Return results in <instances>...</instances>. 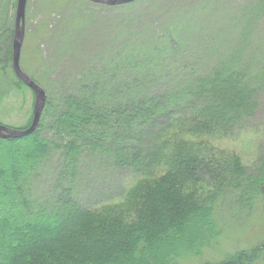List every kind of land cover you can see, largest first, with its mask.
I'll return each instance as SVG.
<instances>
[{
    "label": "trees",
    "instance_id": "obj_1",
    "mask_svg": "<svg viewBox=\"0 0 264 264\" xmlns=\"http://www.w3.org/2000/svg\"><path fill=\"white\" fill-rule=\"evenodd\" d=\"M3 9L0 27L8 16ZM244 11L256 19L264 0ZM246 20L243 36L254 22ZM233 33L224 36L229 40ZM9 34L0 38L6 46L1 74L12 62ZM186 37L174 36L169 26L147 44L136 35L102 68H86L70 88L47 95L33 133L0 137V264H176L185 255L199 256L217 238L213 215L222 192L231 188L242 199L264 195V159L256 173L249 172L239 156L218 155L210 145L185 140L199 135L222 140L244 129L264 90V51L259 58L227 41L221 60L200 70L199 61L206 54L208 60L216 57L219 45L211 53ZM167 51L179 59L170 61ZM235 83L245 89L231 90ZM84 151L132 171L124 204L103 209L101 219L97 209L81 206L73 187ZM54 152L60 164L52 198L40 203L32 185ZM141 158V164L134 161ZM187 181L211 190L197 198L192 192L203 189L193 186L187 194ZM123 208L134 213L128 224ZM254 255L264 259V245ZM245 258L240 252L225 264H244Z\"/></svg>",
    "mask_w": 264,
    "mask_h": 264
},
{
    "label": "rangeland",
    "instance_id": "obj_2",
    "mask_svg": "<svg viewBox=\"0 0 264 264\" xmlns=\"http://www.w3.org/2000/svg\"><path fill=\"white\" fill-rule=\"evenodd\" d=\"M255 1L257 0H136L127 5L109 6L91 0H27L21 29L24 39L19 56L20 69L35 79L47 95L57 97L59 92L70 88L75 78L86 68H102L110 57L122 51L125 43H130L136 35L147 44L154 39L156 32H163L168 26L174 36L182 41L183 37L188 36L193 45L196 43L194 46L202 47L200 50L211 52L214 45H219L216 57L208 60L209 54H206L205 60L199 61L200 70L208 68L212 61L221 60L220 54L229 46L227 41L234 47L240 46L253 51L260 58L264 51V12L255 19V16L246 17L244 11ZM16 4L17 0H0V11L6 7L8 11V16L3 20L6 22L0 27V38L9 34L3 33L6 32L4 29L15 28ZM246 19L255 20L252 26L248 23L251 30L243 36L240 33ZM238 25L240 26L235 29ZM231 31L234 35L228 40V36L224 35H229ZM12 33L8 37L11 51L14 37ZM222 45L224 46L220 48ZM186 46L189 48L190 45ZM231 50L235 51L236 48L232 47ZM5 52L6 46L0 39V58L4 57ZM172 58L179 59L175 54L169 53L170 61ZM4 70V73L0 72V124L26 130L32 122L35 94L32 89L18 82L12 62L9 69L5 67ZM232 85L235 88L231 90L245 89L241 83ZM258 96L257 112L235 137L214 140L212 135L214 139L199 135L186 136L185 140L210 145L209 148L218 155L233 153L241 158V165L245 170H255L256 173L260 160L264 159V90ZM80 158L76 181L73 182L75 194L79 197L81 206L97 209L95 213L101 219L104 217L100 214L103 209L110 205L112 208L124 204L121 199L131 183L132 171L117 167L108 156L99 153L84 151ZM144 160L134 159L139 164ZM59 164L60 155L54 152L49 157L46 171L40 176L38 183L32 185V196L38 202L43 203L52 198V183ZM144 180L148 179L140 181ZM184 185L190 187L186 188L190 195L189 191L193 186L202 188L203 190L192 192L197 198H204L211 190L207 184L197 182L187 181ZM136 187L139 190L144 188L139 185ZM214 208L213 220L219 232L217 238L212 239L199 256L185 255L176 264H225L231 255L240 252L246 257L244 264H264L263 255H254L264 245V195L255 194L249 199H242L230 188L217 197ZM128 209L123 208L122 211L127 212L124 220L127 224L134 214ZM89 225L95 226V223L91 222Z\"/></svg>",
    "mask_w": 264,
    "mask_h": 264
},
{
    "label": "water",
    "instance_id": "obj_3",
    "mask_svg": "<svg viewBox=\"0 0 264 264\" xmlns=\"http://www.w3.org/2000/svg\"><path fill=\"white\" fill-rule=\"evenodd\" d=\"M96 3H103L107 5H117V4H124V3H131L135 0H91ZM27 0H17V7H16V18L15 20V32L13 38V47H12V66L18 76V78L29 88L33 90L35 94V105H34V114L32 117V122L26 130H17L7 126L0 124V137H23L29 135L35 131L37 128L40 116L44 109V104L46 102L47 95L44 93L45 91L37 85L32 79L20 69V54L22 43L24 39V32H21L22 26L24 25L25 19V7H26Z\"/></svg>",
    "mask_w": 264,
    "mask_h": 264
}]
</instances>
